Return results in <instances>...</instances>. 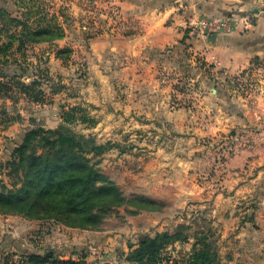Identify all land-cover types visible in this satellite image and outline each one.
I'll return each mask as SVG.
<instances>
[{"label": "rangeland", "instance_id": "1", "mask_svg": "<svg viewBox=\"0 0 264 264\" xmlns=\"http://www.w3.org/2000/svg\"><path fill=\"white\" fill-rule=\"evenodd\" d=\"M116 22L104 0H0V194L20 188L25 158L44 152L36 149L40 131H62L86 149L102 146L87 157L125 199L88 229L0 202V264H30L33 256L44 264H130L149 237L194 238L209 228L202 202L221 189L237 152V128L227 119L239 112L240 98L264 94L262 84L197 63L202 80L186 69L179 76L156 70L137 72L130 87L125 57L107 51L99 59L93 48ZM174 111L183 112L177 133L167 130ZM225 126L231 129L214 133ZM173 248L159 264H188L193 250Z\"/></svg>", "mask_w": 264, "mask_h": 264}, {"label": "crops", "instance_id": "2", "mask_svg": "<svg viewBox=\"0 0 264 264\" xmlns=\"http://www.w3.org/2000/svg\"><path fill=\"white\" fill-rule=\"evenodd\" d=\"M104 1L116 12L117 22L93 48L99 59L107 51L125 57L120 63L128 86L137 72L147 76L148 71L168 69L174 76L186 69L202 80V72L194 67L198 63L227 77H257L264 90V0ZM228 19L236 20L229 32L219 28L206 35L197 29L204 20L220 24ZM239 102V112L227 119L237 128V152L227 164L221 189L202 202L212 220L207 231L196 236H206L216 264H264V94ZM180 114H169L173 124L167 130L177 133ZM227 129L230 126L214 133ZM173 246L189 251L199 247L196 237Z\"/></svg>", "mask_w": 264, "mask_h": 264}, {"label": "trees", "instance_id": "3", "mask_svg": "<svg viewBox=\"0 0 264 264\" xmlns=\"http://www.w3.org/2000/svg\"><path fill=\"white\" fill-rule=\"evenodd\" d=\"M40 132L43 133L40 138L43 145L36 149L43 148L44 152L39 155L35 152L25 158L28 169L22 186L16 190L5 189L0 194L2 207L18 209L17 213L27 217L52 218L68 227L88 229L125 202L117 187L98 174L96 164L87 157L91 153L98 155L102 146L92 144L86 149V141L62 131ZM195 237L202 251L198 253L196 246L188 264H216L206 236ZM188 239L181 232L156 234L142 241L127 261L130 264H159L161 254L168 246ZM44 261L38 256L29 258L30 264H44Z\"/></svg>", "mask_w": 264, "mask_h": 264}, {"label": "built area", "instance_id": "4", "mask_svg": "<svg viewBox=\"0 0 264 264\" xmlns=\"http://www.w3.org/2000/svg\"><path fill=\"white\" fill-rule=\"evenodd\" d=\"M209 1V0H206ZM264 8V5H263ZM255 13H258V11H255ZM248 22V20L246 21ZM249 23V22H248ZM236 26V20L232 19H228L224 22H221L220 24L211 22V21H207L204 20L200 23V25L198 26V30L202 33V34H210L212 32H215L216 30H218L219 28L229 32L231 31L234 27Z\"/></svg>", "mask_w": 264, "mask_h": 264}]
</instances>
